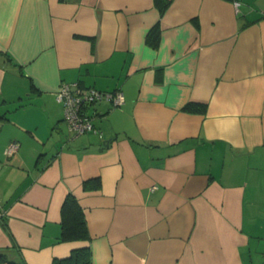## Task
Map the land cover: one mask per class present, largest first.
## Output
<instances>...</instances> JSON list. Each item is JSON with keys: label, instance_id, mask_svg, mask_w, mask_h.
Here are the masks:
<instances>
[{"label": "crops", "instance_id": "obj_1", "mask_svg": "<svg viewBox=\"0 0 264 264\" xmlns=\"http://www.w3.org/2000/svg\"><path fill=\"white\" fill-rule=\"evenodd\" d=\"M239 1L0 0V254L264 264V0ZM70 82L123 101L74 135ZM69 192L88 240L57 239Z\"/></svg>", "mask_w": 264, "mask_h": 264}, {"label": "trees", "instance_id": "obj_2", "mask_svg": "<svg viewBox=\"0 0 264 264\" xmlns=\"http://www.w3.org/2000/svg\"><path fill=\"white\" fill-rule=\"evenodd\" d=\"M160 26L156 23L148 32L146 41L156 45L159 40ZM205 102L188 101L182 106V110L190 113H205ZM60 234L58 241L88 240L90 235L84 216V212L75 195L69 192L60 208ZM0 261L5 264H26L24 260H12L5 254H0ZM51 264H91V250L89 246L73 249L63 258H54Z\"/></svg>", "mask_w": 264, "mask_h": 264}, {"label": "built area", "instance_id": "obj_3", "mask_svg": "<svg viewBox=\"0 0 264 264\" xmlns=\"http://www.w3.org/2000/svg\"><path fill=\"white\" fill-rule=\"evenodd\" d=\"M236 10L240 5L239 0H232ZM56 101L61 103L63 108V119L67 124L68 130L74 134L96 131L91 112L93 104L100 100L111 102L118 105L123 101L120 90L105 91L94 87L81 86L78 82L61 83L56 90ZM17 148L16 142H11L5 148V154L11 155ZM155 188V186H152Z\"/></svg>", "mask_w": 264, "mask_h": 264}]
</instances>
